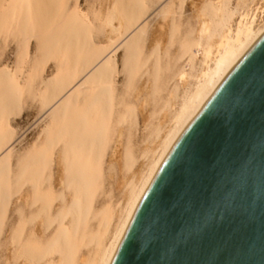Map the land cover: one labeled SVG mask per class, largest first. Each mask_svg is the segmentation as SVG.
Returning a JSON list of instances; mask_svg holds the SVG:
<instances>
[{
    "label": "bare ground",
    "instance_id": "bare-ground-1",
    "mask_svg": "<svg viewBox=\"0 0 264 264\" xmlns=\"http://www.w3.org/2000/svg\"><path fill=\"white\" fill-rule=\"evenodd\" d=\"M160 1L99 0L93 22L79 0L71 4L69 0H0V37L3 35L5 44L16 42L17 49L15 68L0 67V251L6 246L7 253H14L11 264L39 263L53 254L61 256L62 264H79L82 247L90 243L95 246L94 256L81 258L82 262L110 264L142 195L171 147L264 32V3L259 0H238L235 7H230V0L210 1L197 11L198 39L185 46L187 61L162 97L165 112L159 113L158 124L143 139L145 162L133 171L124 216L107 244L111 220L105 223L103 219L102 229L96 233L87 228L95 195L104 181V158L111 147L110 160L124 163L127 171H132L138 160L132 136L122 151L121 124L130 120L131 131L137 120L132 118L134 108L126 110L118 77L124 74L128 88L144 68L142 47L147 30L140 23ZM176 8L169 3L168 10H160L161 17L180 13L182 3L178 11ZM172 21L171 39L178 30L175 17ZM126 35L129 38L115 47ZM205 37L207 41L202 43ZM34 41L33 61L29 55ZM121 48L125 50L122 71L117 61ZM160 49L158 40L150 72L156 89L165 86L157 83L161 82ZM48 65L53 68L50 77L45 74ZM148 102L145 99L144 103ZM24 104L39 105L46 116L37 139L12 153L7 151L16 136L12 118L21 114ZM56 183L66 186L73 197L59 212L55 205L64 197L56 192ZM15 196L24 204L11 213ZM41 223L46 229L57 224L44 245L34 232V226ZM7 232L10 237L3 244L1 236Z\"/></svg>",
    "mask_w": 264,
    "mask_h": 264
},
{
    "label": "water",
    "instance_id": "water-1",
    "mask_svg": "<svg viewBox=\"0 0 264 264\" xmlns=\"http://www.w3.org/2000/svg\"><path fill=\"white\" fill-rule=\"evenodd\" d=\"M110 264H264V32L171 147Z\"/></svg>",
    "mask_w": 264,
    "mask_h": 264
},
{
    "label": "rangeland",
    "instance_id": "rangeland-1",
    "mask_svg": "<svg viewBox=\"0 0 264 264\" xmlns=\"http://www.w3.org/2000/svg\"><path fill=\"white\" fill-rule=\"evenodd\" d=\"M2 1V3H4V0ZM210 1L212 3L213 1L214 3L217 2V0H161L150 10L145 19L140 23L141 26L146 25L147 30L145 34V41L142 47V57L146 59V64L144 68L136 74L133 80V85L128 88L125 86L126 78L124 74L121 73L118 77L119 90L123 93L125 102L128 105L126 110H128L129 107L134 108V114L132 115V118H136L137 120L135 127H133L131 131L129 130L130 120H126L121 124L124 129V142L122 151L124 152V148L128 142L129 136H132L134 150L138 160L132 171H127L124 167V163L118 165L116 160H110L111 147L109 148L104 158V181L102 183L101 189L98 190L97 194L95 195L93 206L89 214V223L87 226L88 230L93 234L102 229L100 224L103 219L105 223L106 221L108 222L111 220L107 244H110L112 236L116 233V228L124 216L128 201L127 188L128 183L133 175V171H136L138 167H142L144 164L143 162H145V159L142 158V151L147 147V145H145L146 143L143 142V139L146 137L147 133L149 134L151 128L154 129L156 127L161 117L160 115H163V112H165L164 108L161 109L163 105L162 97L167 94V89L172 87L174 82L173 76L175 73L180 68H182V66H184L185 62L187 61L188 54L184 55L185 46L188 45V43L190 44L198 39L197 11L204 7L203 4L205 5ZM72 2L73 0H69V4ZM256 2H258V0H256ZM79 3L81 4L83 11L91 18V21L94 22V20L97 19V15L99 13V0H79ZM169 3H174L175 7H177V11L179 10V6L182 3V11L180 13H176L175 15H167V18L164 19L160 15V10L162 8L168 10ZM259 3H264V0H259ZM230 4V7H235L237 6L236 4H238V0H230ZM174 17L175 22L178 25V30L171 39L170 33L173 23L172 20ZM203 19H206V16L203 15ZM128 38L129 36H124L121 39L122 42L120 41L119 44L115 45V47H117V45L120 47ZM158 40L160 41L161 47L159 69V79L161 82L158 81L157 83H165L163 89L162 86L159 89H156L154 81L150 75L156 56L154 50ZM94 41L96 43L99 42L97 34H94ZM206 41L207 38L205 37V39L202 40V43H206ZM32 45V53L29 55V58L34 61L36 59L35 41L34 44L32 43ZM117 55V61L119 63L120 70L122 71L124 68L125 50L121 48ZM16 60V42L14 43V41L12 42L10 40L7 44H5L2 35L0 37V67L8 65L11 70H13L15 68ZM51 67L52 65H48L46 67L47 73L45 72V74H48V77H50L49 74L51 73V70H53ZM45 74L44 76L47 78V75ZM147 98L149 99V102L145 104L144 101ZM161 110L162 112H160ZM40 111L39 105H36L35 107V104H24L21 114L12 118V127L16 132V136L11 142L7 151L10 150L12 153H16L31 145L37 139L39 132L43 128L44 123L42 120L46 116L44 111ZM146 163H148V161ZM24 188L25 186L23 187L22 191ZM55 190L57 193H63L64 197V200L59 198L56 202L55 212H59L65 206L71 203L73 197L70 193V190H68L64 185H59L56 183ZM23 204V201L18 200L15 196L9 207L10 212L15 213L17 208H21V206L23 207ZM56 227L57 224H54L49 229H46L43 223L34 226L35 235L38 237V240L41 244L44 245L50 240ZM9 237L10 232H7L1 236L3 244L8 241ZM5 248L6 246L0 251V264H11L15 260L14 253L12 251L7 253ZM94 248L95 246L92 243L82 247L79 264H84L81 258H92L94 256ZM51 263L62 264L61 256L59 254H53V256H47L39 263L32 264Z\"/></svg>",
    "mask_w": 264,
    "mask_h": 264
}]
</instances>
